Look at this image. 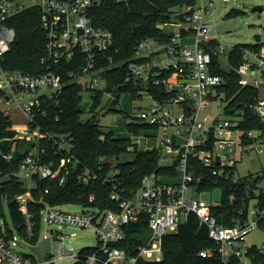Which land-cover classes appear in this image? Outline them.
Returning a JSON list of instances; mask_svg holds the SVG:
<instances>
[{
	"label": "built area",
	"instance_id": "built-area-1",
	"mask_svg": "<svg viewBox=\"0 0 264 264\" xmlns=\"http://www.w3.org/2000/svg\"><path fill=\"white\" fill-rule=\"evenodd\" d=\"M101 1L32 0L24 4L18 0H0V106H4L7 115L13 118L10 120L16 131L15 138L25 140L24 148L18 152L14 149L1 152L0 157L5 160L20 157L13 175L22 182L25 190L14 200L22 209L28 234H33L34 226L30 205L38 204L40 222L45 221L51 232V226L71 225L91 229L97 236L98 244L91 252L85 254L79 250L74 253L60 244L57 258L70 256L74 259L73 264H135L141 258L160 260L164 237L176 231L180 222L192 212L207 226L208 235L216 245L214 250L223 260L234 256L242 264H253L246 256L250 246L246 235L258 227V221L264 217V207H252L249 219L243 224L226 226L212 214L219 199L206 203L189 193L190 189H194L193 193L198 191L197 185L202 179L190 167V157L211 167L212 174L221 177L233 170L242 153L253 148L259 152L264 150V130L245 128L242 109L234 107L233 113L230 112L228 103L231 99H226L223 117L213 110L220 99L218 87L224 82L221 75L213 72L212 57L216 55L224 70L236 72L241 88L258 90L250 108L264 122V97L259 94V90L264 89V43L259 48H244L239 64L232 67L229 53L235 44L226 50L225 44L211 35L213 27L206 19L208 7L215 0H195L179 7L171 21L158 24L167 33L165 38L147 37L137 41L121 82L123 86H132L136 98L150 100L148 105L140 108L137 118L148 126L145 131L151 130L146 136L157 139L152 148L158 149L159 162L165 164L166 159L169 164L177 162L176 174L146 175L142 185L129 197L123 196L113 185L110 198L116 203L115 207L101 208L90 204L94 201V196L90 195L89 204H80L89 209L67 211L62 209L63 204H51L42 196L48 189L43 192L38 189L40 180L56 179L62 185L69 167H77L80 163L74 153L71 134L43 129L39 122L40 117L47 115L49 105L58 103L63 92V75L54 67L71 63L78 72L69 70V79L79 82L84 89L93 90L103 88L105 73L117 66L111 55L106 54L113 44L111 32L94 26L88 15L89 8ZM30 6L40 10L45 34V52L41 57L44 70L38 73L10 69L4 62L16 37L10 20ZM106 59L110 63L105 64ZM100 81L103 82L101 86ZM79 178L90 182L96 180L97 175L84 168ZM3 198L7 201L0 195V264L53 262L51 251L43 262H39L31 251H22L31 243L14 225L22 240L19 241L14 228L8 225ZM140 219L150 230L148 240L142 242L143 232L140 231L134 233L137 234L135 239L127 241L128 226ZM43 237L51 239L44 231ZM43 237L40 231L36 244ZM212 252L205 249L200 255H211Z\"/></svg>",
	"mask_w": 264,
	"mask_h": 264
},
{
	"label": "trees",
	"instance_id": "trees-1",
	"mask_svg": "<svg viewBox=\"0 0 264 264\" xmlns=\"http://www.w3.org/2000/svg\"><path fill=\"white\" fill-rule=\"evenodd\" d=\"M195 0H102L89 8L88 15L91 23L96 27L109 30L112 34L113 44L106 54L111 55L113 63L117 66L110 68L106 73V84L103 88L93 89L92 109L101 101L104 93H112V106L109 111H115L114 104L119 100L122 91H133L131 85L123 86L121 82L126 75V68L131 58L137 41L147 38H165L167 33L158 24L171 21L175 17L176 9L185 4L194 3ZM231 9L228 14L233 13ZM10 23L16 30V37L5 55V66L10 69H19L25 72L38 73L44 70L41 57L44 55L45 34L40 22V10L36 6H30L11 18ZM261 42L235 44L229 53V61L232 67L239 64L241 54L246 47L259 48ZM110 63V60H104ZM213 72L221 75L224 82L218 87L219 92L224 93L225 99H231L228 103L230 112L234 107L242 109L244 120L242 125L250 129L262 128L264 122L253 113L250 105L258 90L252 87L241 88L238 85V75L231 69L224 70L216 55L212 57ZM62 73L65 84L63 92L59 96L57 104H50L46 116L40 117L39 122L43 129L69 132L74 143L75 156L80 160L79 166L69 167L65 182L60 185L56 179H42L39 187L44 199L51 204L78 203L89 204L88 198L94 196L90 204L98 207H115L116 203L110 198V192L115 185L116 190L123 196L129 197L142 185V179L155 173L162 176L176 174V164H161L159 162L158 149H138L137 143L131 137H117L112 130H104L97 120H82L80 107L84 86L77 81L69 79V70H78L71 63H63L54 67ZM78 72V71H77ZM127 130L133 135H140L148 129L146 124L129 121ZM16 131L12 128V122L7 114L0 111V153L24 148L25 140L15 138ZM133 151L134 157L127 161L113 162L112 157ZM20 155V153H19ZM20 158V157H19ZM19 158L5 160L0 157V195H4L8 201L9 213L12 222L19 232L31 244H36L41 231L40 205H30L34 213L32 221L33 234L29 235L22 209L15 202L17 194L25 189L21 181L13 175L18 168ZM109 159V160H108ZM189 165L196 174L202 176L197 185L198 191L221 188L219 204L212 208V214L217 221L232 226L243 224L249 219V211L252 207H264V189L254 197L252 188L255 180L248 176L233 179V170L225 176L212 174L211 167L204 166L196 158H189ZM84 168L95 172L96 180L83 182L79 175ZM37 195V192L34 191ZM40 195V194H39ZM254 200V202H253ZM127 241L135 239L136 232L146 230V222L142 219L130 224ZM258 227L264 230V217L258 221ZM123 245V242L120 245ZM126 244V243H124ZM215 243L208 235V228L199 222L198 217L190 212L180 222L177 230L167 234L163 241V254L160 260H148L141 258L135 264H242L237 257L231 256L223 260L215 252ZM93 247H85L80 251L89 253ZM209 249L211 255L201 256L200 251ZM250 263L264 264V245H250L246 251Z\"/></svg>",
	"mask_w": 264,
	"mask_h": 264
},
{
	"label": "rangeland",
	"instance_id": "rangeland-1",
	"mask_svg": "<svg viewBox=\"0 0 264 264\" xmlns=\"http://www.w3.org/2000/svg\"><path fill=\"white\" fill-rule=\"evenodd\" d=\"M21 3L29 4L32 0H18ZM256 6L264 7V0H215V2L208 7L206 13V19L212 25L213 29L211 35L222 43L225 44L226 50L229 45L239 43H264V9L256 10ZM233 10V13L228 12ZM224 66L227 64L224 62ZM100 81L99 86L102 85ZM98 88V87H96ZM92 93L91 89H84L82 91V100L80 107L83 110L81 113L82 120H97L104 130H112L117 137H126L131 135L134 141H137L138 149H152L153 146L158 142L154 136H146L150 134L151 130L142 132L140 135H133L129 133L126 127V123L129 121H138V115L140 108L148 105L150 100L146 97L138 99L133 96V91H122L119 100L114 104L115 111H109L113 99L112 93H104L100 103L92 109ZM260 96L264 97V89L259 90ZM218 104L213 107L214 113H219L221 117L224 116L222 112L223 107L226 105V99H224V93H220V99ZM0 111H5L4 106H0ZM10 119L13 121L11 115ZM134 157L133 151H128L118 158L112 157L110 160L113 162L127 161ZM109 160V159H108ZM165 164H169L168 159L163 161ZM233 179L248 176L255 180V186L252 188L254 197H256L262 189H264V150L261 152L253 148L249 152H244L238 159L235 167L233 168ZM190 189L189 193L194 195L197 199H200L206 203L213 202L214 200L220 199L221 188L214 187L212 190L207 191H196ZM3 211L5 220L8 225L14 228L9 209L7 207V201L5 198L2 199ZM254 202V200H253ZM62 209L67 211H84L86 208L77 203L63 204ZM250 217V216H249ZM53 231H50V226L42 221L41 224V237H43V231L51 236V258H54L53 262L46 264H73L74 259L70 256L57 258L58 248L60 244H63L66 249H71L74 253L78 252L85 247H93L98 244L97 236L91 229H83L76 226L66 225L58 227L56 225L51 226ZM14 233L19 241L21 240L20 235L14 228ZM62 235L63 238L59 239L57 235ZM150 236V230L146 229L141 234L142 242L145 243ZM41 241V240H40ZM39 241V243H40ZM246 242L249 245L261 246L264 245V230L260 227L252 229L246 235ZM38 243V244H39ZM24 245H26L24 243ZM24 253H30L28 247H23Z\"/></svg>",
	"mask_w": 264,
	"mask_h": 264
},
{
	"label": "water",
	"instance_id": "water-1",
	"mask_svg": "<svg viewBox=\"0 0 264 264\" xmlns=\"http://www.w3.org/2000/svg\"><path fill=\"white\" fill-rule=\"evenodd\" d=\"M254 9L261 10L264 9V7L256 6ZM27 247L36 256L39 262H43L47 254L51 251L50 239L49 237H43L39 244L36 245L29 244L27 245ZM77 264H82V263L77 262Z\"/></svg>",
	"mask_w": 264,
	"mask_h": 264
},
{
	"label": "crops",
	"instance_id": "crops-1",
	"mask_svg": "<svg viewBox=\"0 0 264 264\" xmlns=\"http://www.w3.org/2000/svg\"><path fill=\"white\" fill-rule=\"evenodd\" d=\"M130 137H131V135H130ZM132 138V137H131ZM132 140H133V138H132ZM134 141V140H133ZM136 143H137V141H135ZM142 150H147V149H142ZM165 177V176H164Z\"/></svg>",
	"mask_w": 264,
	"mask_h": 264
}]
</instances>
